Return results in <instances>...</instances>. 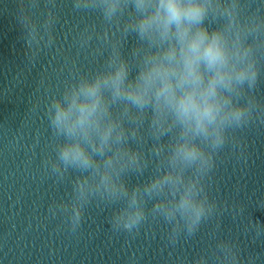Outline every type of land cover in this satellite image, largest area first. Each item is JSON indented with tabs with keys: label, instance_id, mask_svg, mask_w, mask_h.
<instances>
[{
	"label": "clouds",
	"instance_id": "9594fccd",
	"mask_svg": "<svg viewBox=\"0 0 264 264\" xmlns=\"http://www.w3.org/2000/svg\"><path fill=\"white\" fill-rule=\"evenodd\" d=\"M71 3L75 12H99L101 26H85L74 44L104 58L87 73L73 61L62 93L46 105L55 139L44 170L58 182L77 173L70 198L53 202L49 214L63 215L76 233L93 201L122 203L112 212L114 231L135 235L149 218L162 219L172 245L225 212L231 210L234 219L242 214L243 207L219 204L209 181L226 147L243 154L235 133L264 125V98L256 95L264 60V0ZM19 4L18 23L28 58L35 61L56 43L57 0ZM41 5L46 11L37 15ZM129 38L134 43L126 48ZM152 165L147 178L129 182ZM246 231L260 237L264 226L248 221ZM212 255L217 264H255L251 256L242 258L231 238L218 239ZM190 264H209L208 253Z\"/></svg>",
	"mask_w": 264,
	"mask_h": 264
}]
</instances>
